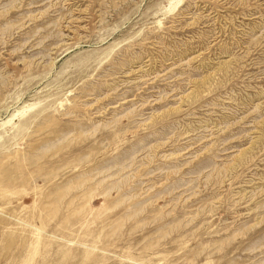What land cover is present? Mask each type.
<instances>
[{
  "label": "rangeland",
  "instance_id": "374dc122",
  "mask_svg": "<svg viewBox=\"0 0 264 264\" xmlns=\"http://www.w3.org/2000/svg\"><path fill=\"white\" fill-rule=\"evenodd\" d=\"M0 264H264V0H0Z\"/></svg>",
  "mask_w": 264,
  "mask_h": 264
},
{
  "label": "bare ground",
  "instance_id": "6f19581e",
  "mask_svg": "<svg viewBox=\"0 0 264 264\" xmlns=\"http://www.w3.org/2000/svg\"><path fill=\"white\" fill-rule=\"evenodd\" d=\"M202 253V252H201Z\"/></svg>",
  "mask_w": 264,
  "mask_h": 264
}]
</instances>
